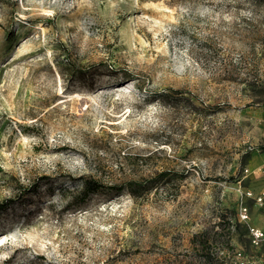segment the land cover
Here are the masks:
<instances>
[{
	"label": "rangeland",
	"instance_id": "obj_1",
	"mask_svg": "<svg viewBox=\"0 0 264 264\" xmlns=\"http://www.w3.org/2000/svg\"><path fill=\"white\" fill-rule=\"evenodd\" d=\"M257 154L264 0H0V264H264Z\"/></svg>",
	"mask_w": 264,
	"mask_h": 264
},
{
	"label": "trees",
	"instance_id": "obj_2",
	"mask_svg": "<svg viewBox=\"0 0 264 264\" xmlns=\"http://www.w3.org/2000/svg\"><path fill=\"white\" fill-rule=\"evenodd\" d=\"M164 174H165L164 171L159 172L158 174H156L153 177L154 183H157L158 181H160L161 177H163ZM136 183L137 182L135 180H131L130 184H127L128 185V189L131 192H133L134 194H139L140 192H142V189H145L146 187L143 186L144 188H141V186L139 187L138 185L136 187H134V184H136ZM147 187H149V186H147ZM92 189H95V188L91 187L88 181H85V190H86V192H88L89 190H92ZM6 206H7V204H3L0 208H4Z\"/></svg>",
	"mask_w": 264,
	"mask_h": 264
},
{
	"label": "crops",
	"instance_id": "obj_3",
	"mask_svg": "<svg viewBox=\"0 0 264 264\" xmlns=\"http://www.w3.org/2000/svg\"><path fill=\"white\" fill-rule=\"evenodd\" d=\"M251 160V165L256 168L264 164V156L262 154L253 155Z\"/></svg>",
	"mask_w": 264,
	"mask_h": 264
},
{
	"label": "built area",
	"instance_id": "obj_4",
	"mask_svg": "<svg viewBox=\"0 0 264 264\" xmlns=\"http://www.w3.org/2000/svg\"><path fill=\"white\" fill-rule=\"evenodd\" d=\"M254 234H255L257 237H259V236L263 235V232H262V230H258V229H256L255 232H254Z\"/></svg>",
	"mask_w": 264,
	"mask_h": 264
},
{
	"label": "bare ground",
	"instance_id": "obj_5",
	"mask_svg": "<svg viewBox=\"0 0 264 264\" xmlns=\"http://www.w3.org/2000/svg\"><path fill=\"white\" fill-rule=\"evenodd\" d=\"M126 87V86H125Z\"/></svg>",
	"mask_w": 264,
	"mask_h": 264
}]
</instances>
